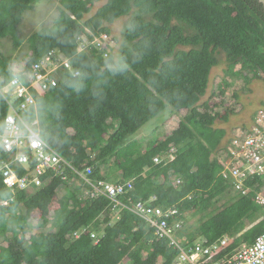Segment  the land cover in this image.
Here are the masks:
<instances>
[{
    "label": "trees",
    "instance_id": "trees-1",
    "mask_svg": "<svg viewBox=\"0 0 264 264\" xmlns=\"http://www.w3.org/2000/svg\"><path fill=\"white\" fill-rule=\"evenodd\" d=\"M38 1L0 0V40L11 36L15 47L21 46L23 15ZM99 1L61 0L55 23L30 37V53L19 70L14 57L0 53V86L15 78L28 83L31 67L51 51L70 59L73 71L80 75L65 71L57 87L36 96L37 113H28L30 120L38 118L43 140L77 168L92 167L96 179L135 180L131 192L135 200L156 196V206H176L183 220L177 231L183 244L229 236V253L252 244L264 233V209L233 194L230 182L218 177L217 155L236 129L251 126L264 100L247 124L228 134L216 124L228 121L231 112L227 110L222 118L225 107L205 109L202 100L222 55L227 69L212 96L217 97L224 85L232 87L236 77L247 84L260 80L264 86L263 3L107 0L87 18ZM128 16L122 37L112 38L119 43L117 52L106 58L79 52L76 34L89 30L111 36L109 25ZM193 100L199 103L192 104ZM169 107L171 115L188 110L174 131L146 147L127 140ZM8 113L9 105L0 95V130ZM172 149L177 151L173 161L168 157ZM62 187L60 208L35 225L33 213L47 212ZM11 196L0 186V202ZM83 196L82 187L55 178L28 196L20 193L8 206L0 204V264H174L178 250L168 239L154 236L145 221L131 213L115 220L108 199ZM226 197L222 209L206 214L196 234L186 230L187 215L195 207L204 213ZM248 222L252 226L246 229ZM49 224L56 228L54 233L41 232L33 243L26 240V232ZM83 228L88 232L71 241V235ZM92 232L101 239L99 245L94 244Z\"/></svg>",
    "mask_w": 264,
    "mask_h": 264
},
{
    "label": "built area",
    "instance_id": "built-area-1",
    "mask_svg": "<svg viewBox=\"0 0 264 264\" xmlns=\"http://www.w3.org/2000/svg\"><path fill=\"white\" fill-rule=\"evenodd\" d=\"M79 52L102 55L105 58L114 50L112 37L107 33L75 35ZM65 71L73 72L70 59L51 51L40 62L31 67L27 75L28 83L15 78L5 86H0V95L9 105L0 130V186L11 192L9 199L0 204L8 206L20 193L29 195L48 185L55 178H61L70 186L82 187V198L109 200V210L115 220L123 214L131 213L145 221L147 227L160 239H168L170 246L178 250L174 264H264V233L252 244H242L232 253L228 248L232 243L229 236L214 242L200 238L192 244H183L177 231L182 229L183 220L178 218L176 206L162 208L155 205L157 197L149 200H135L131 192L135 190V180L124 183L110 182L93 177V168H77L55 148L43 140L39 120L28 118L32 110L37 113L36 96H43L58 86ZM33 138L39 139L41 147L31 146ZM177 151L172 149L168 156L175 160ZM156 158L157 164L161 163ZM220 167L218 177L230 182L233 194L252 200L264 209V106L255 113L251 126L234 131L229 143L218 153ZM178 184L181 183L179 179ZM88 232L83 228L71 235V241L79 239ZM95 245L101 239L91 233Z\"/></svg>",
    "mask_w": 264,
    "mask_h": 264
},
{
    "label": "rangeland",
    "instance_id": "rangeland-1",
    "mask_svg": "<svg viewBox=\"0 0 264 264\" xmlns=\"http://www.w3.org/2000/svg\"><path fill=\"white\" fill-rule=\"evenodd\" d=\"M60 1L61 0H39L31 9L24 13L23 21L19 26V38L22 43L19 48L15 47L11 36L3 37L0 40V53L3 56L14 57L15 69L19 70V64L26 62L28 59V55L30 53V37L43 28L51 27L59 17ZM106 1L107 0H102L93 4L91 13L86 17L88 18L93 15ZM129 19L130 16L123 17L117 20L114 24L109 25V28L112 32V38L122 37V33L125 27L128 25ZM113 42L115 47L114 50L117 52L119 43L114 40ZM226 69L227 62L222 55L220 65L213 70L208 95L202 101L207 103L205 105V109L210 108L217 111L225 107V109L221 111L222 118L226 116L227 110L231 112L228 121L221 120L216 124L217 127L224 128L228 134L231 133L233 129L248 123L252 113L256 111L259 103L264 100V86L260 80L249 81L247 84L243 82L242 77H236L232 79V82L234 83L232 87L224 85L222 91L218 92L217 97H214L211 95V93L216 86L222 84ZM191 102L192 104L199 103V101L197 102L196 100ZM172 112V107L167 108L157 117L144 125L135 135L130 136V138L127 140H137L143 144V147H146L151 143V141L161 139L167 134H170L178 127L181 119L188 113V110H183L179 114L174 115H171ZM195 131L199 132V128H197ZM194 134L196 133L194 132ZM103 136L107 137L109 134L104 133ZM64 191L65 190L63 187L57 191V194L54 197V200L47 212L41 213L39 211H35L33 213V223L35 225H38L42 222V216H47L49 218L53 217L54 212L60 208V197ZM228 198L229 197L224 198L222 201L218 202L215 206L211 207L207 212L204 213L198 212L197 207H195L192 212L187 215L188 222H186V225H184L186 230L190 233L196 234L199 225L204 220V217L207 216L206 214L214 211L215 209H222L224 202ZM51 225L52 224H49L43 229H37L33 233L26 232V240L33 243L38 240L41 232H45L46 234L54 233L56 228ZM251 226L252 225L248 222L246 224V229L250 228ZM138 250V248L135 249L134 257H136Z\"/></svg>",
    "mask_w": 264,
    "mask_h": 264
},
{
    "label": "clouds",
    "instance_id": "clouds-1",
    "mask_svg": "<svg viewBox=\"0 0 264 264\" xmlns=\"http://www.w3.org/2000/svg\"><path fill=\"white\" fill-rule=\"evenodd\" d=\"M31 146L34 148V149H38L41 147V142L39 141V139H36V138H33L31 140Z\"/></svg>",
    "mask_w": 264,
    "mask_h": 264
},
{
    "label": "water",
    "instance_id": "water-1",
    "mask_svg": "<svg viewBox=\"0 0 264 264\" xmlns=\"http://www.w3.org/2000/svg\"><path fill=\"white\" fill-rule=\"evenodd\" d=\"M260 2H262V3H263V5H264V0H260Z\"/></svg>",
    "mask_w": 264,
    "mask_h": 264
}]
</instances>
